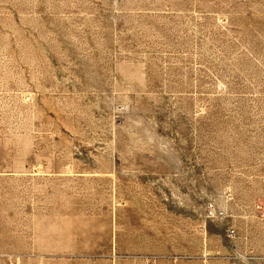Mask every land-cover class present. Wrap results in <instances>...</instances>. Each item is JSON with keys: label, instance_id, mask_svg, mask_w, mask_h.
Instances as JSON below:
<instances>
[{"label": "rangeland", "instance_id": "rangeland-1", "mask_svg": "<svg viewBox=\"0 0 264 264\" xmlns=\"http://www.w3.org/2000/svg\"><path fill=\"white\" fill-rule=\"evenodd\" d=\"M0 264H264V0H0Z\"/></svg>", "mask_w": 264, "mask_h": 264}]
</instances>
